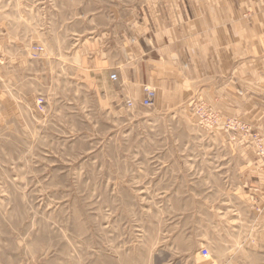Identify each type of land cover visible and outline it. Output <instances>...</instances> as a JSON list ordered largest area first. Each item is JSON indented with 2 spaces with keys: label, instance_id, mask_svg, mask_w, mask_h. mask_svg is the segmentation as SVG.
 Returning <instances> with one entry per match:
<instances>
[{
  "label": "rangeland",
  "instance_id": "rangeland-1",
  "mask_svg": "<svg viewBox=\"0 0 264 264\" xmlns=\"http://www.w3.org/2000/svg\"><path fill=\"white\" fill-rule=\"evenodd\" d=\"M165 9L0 0V264H264L258 47L235 34L231 81L176 54L143 107Z\"/></svg>",
  "mask_w": 264,
  "mask_h": 264
},
{
  "label": "crops",
  "instance_id": "crops-1",
  "mask_svg": "<svg viewBox=\"0 0 264 264\" xmlns=\"http://www.w3.org/2000/svg\"><path fill=\"white\" fill-rule=\"evenodd\" d=\"M177 1L178 11L161 10L155 17L159 22L151 28L153 36L147 40V51L139 57L144 63L140 67L148 66L145 73L140 69V85L156 89L163 87L167 69L174 65L176 54L186 64L200 67L206 63L221 68L223 73L226 72V80L231 81L237 63L235 34L243 35V44L239 45L245 46L242 50L250 48L244 51L252 53V48L258 47L257 54H250L239 63L245 67L258 66L256 76L264 82V0ZM252 43L254 47L247 46ZM209 50L208 55L206 51ZM205 59L209 61L204 63ZM223 76H216L217 83L223 81ZM217 87L219 91L220 85ZM227 92L229 96L230 87Z\"/></svg>",
  "mask_w": 264,
  "mask_h": 264
},
{
  "label": "built area",
  "instance_id": "built-area-1",
  "mask_svg": "<svg viewBox=\"0 0 264 264\" xmlns=\"http://www.w3.org/2000/svg\"><path fill=\"white\" fill-rule=\"evenodd\" d=\"M35 50H36V52L40 51L39 48H36ZM111 80L116 81L117 76L113 75ZM155 97H156L155 91L145 87L143 89V98L140 100L139 104L143 107H151L154 104ZM126 106H127V108H132L134 106V103L132 101L128 100L126 102ZM207 255H208L207 250L203 249L201 252V256L206 257Z\"/></svg>",
  "mask_w": 264,
  "mask_h": 264
},
{
  "label": "bare ground",
  "instance_id": "bare-ground-1",
  "mask_svg": "<svg viewBox=\"0 0 264 264\" xmlns=\"http://www.w3.org/2000/svg\"><path fill=\"white\" fill-rule=\"evenodd\" d=\"M114 74H112L111 76H110V80H111V78H112V76H113ZM145 88V87H144ZM146 88H148V87H146ZM150 89V88H149ZM143 98V97H142ZM156 98V97H155ZM147 108H149V107H147Z\"/></svg>",
  "mask_w": 264,
  "mask_h": 264
}]
</instances>
